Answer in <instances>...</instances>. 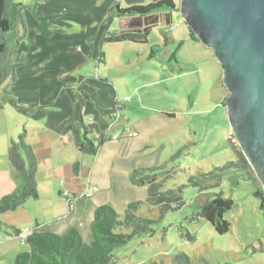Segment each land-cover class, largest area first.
Here are the masks:
<instances>
[{
  "label": "crops",
  "instance_id": "obj_1",
  "mask_svg": "<svg viewBox=\"0 0 264 264\" xmlns=\"http://www.w3.org/2000/svg\"><path fill=\"white\" fill-rule=\"evenodd\" d=\"M115 1H21L31 7L36 5V8L33 12L29 9L24 12L29 32L15 60L17 79L10 88L13 94L7 95L5 101L16 108L21 122L18 131L26 132L27 141L38 158L39 197L1 214L0 220L20 229L22 236L35 228L57 234L76 228L84 241L90 242L95 209L110 204L123 213L130 202L146 199L147 187L131 185L129 172L156 165L168 142L173 145L170 129L177 119V108L155 105L156 101L146 89L154 85V81L133 80L126 72L131 67L138 68L140 58L144 62L158 60L148 58L154 44L148 40L145 43L151 44L148 50L143 49L142 54L125 59L122 54L137 49L124 42L111 43L108 50L104 45V56L99 53V37L105 27L97 32L98 26ZM117 1L121 7H128L159 0ZM174 1L180 5L181 0ZM178 12L174 11L170 20L163 17L161 23L150 28V33L154 28L161 29V33L167 28L168 44L178 43L170 33L173 14ZM116 20L120 26L113 29L111 26ZM124 21L125 18L115 19L110 30H121ZM94 36V51L88 60L90 45L87 40ZM160 68L164 70L166 65L161 64ZM115 70L121 72L115 73ZM169 70L172 71L170 66ZM93 99L97 100L100 111ZM72 116L76 122L80 117L86 122L90 138L108 136L96 155L80 153L70 137L60 133L61 124ZM130 132L135 135L130 136ZM13 134L7 127L0 128V137L8 136L6 140L0 138V199L16 188L12 169L5 161V150ZM116 134L119 137L113 139ZM77 160L82 161L78 174L73 167ZM88 190H92L90 197L86 196ZM65 191L70 193L68 197L64 196ZM12 237L15 236L0 228L2 253L7 249V259L13 262L21 249L14 240L6 245ZM2 262L0 255V264Z\"/></svg>",
  "mask_w": 264,
  "mask_h": 264
},
{
  "label": "rangeland",
  "instance_id": "obj_2",
  "mask_svg": "<svg viewBox=\"0 0 264 264\" xmlns=\"http://www.w3.org/2000/svg\"><path fill=\"white\" fill-rule=\"evenodd\" d=\"M26 1L32 0H24ZM118 26L120 22L116 20L111 28ZM189 31L190 27L182 14L174 13L170 33L179 42L168 44L158 54V60L144 62L140 58L138 68L126 70L128 77L132 75L133 80L154 81V85L146 89L156 101L155 105L177 108V119L170 129L173 145L168 142L167 149L156 165H167L169 168L176 165L181 169L166 182L164 189L184 185L183 197L186 204L154 224L152 235L131 238L127 244L117 248L114 252L117 258L115 264H155L162 260L170 263L173 255L180 252L190 256L193 264H264V213L261 201L255 195L256 187L247 173L231 171L223 177L221 186L216 189L223 196L234 200L233 207L225 214L231 226L224 234L217 233L206 219L198 215V189L187 184L188 175L199 169L209 171L236 160L228 143L231 134L239 145L228 118L226 102L224 103L229 92L225 87L221 64L210 47L201 40L188 36ZM180 40L183 41L182 44ZM149 41L151 44H163L161 29L154 28L149 34ZM151 44L124 42V45H132L137 51L131 49V53L122 54L123 59L142 54L143 49L148 50ZM111 45L105 44V50ZM173 55L175 59L169 60ZM142 61L145 67L142 66ZM161 64L166 65L164 70L160 68ZM169 66L174 70H169ZM119 72L121 71L115 70V73ZM11 86L5 83L0 88V128H9L12 134L14 132L13 139H17L24 130L18 131V125L21 124L18 112L5 101L9 95L6 89ZM0 138L6 140L8 136ZM189 143L190 148L179 158L177 164L169 161L175 152ZM5 161L10 165L8 148L5 150ZM139 215L157 218L158 212L157 209L150 211L144 207ZM13 240L18 242L21 250L27 248L22 245L21 238L16 236L6 245ZM0 252L3 259L1 264H14L16 256L12 262L7 259V249L2 253L3 246H0Z\"/></svg>",
  "mask_w": 264,
  "mask_h": 264
},
{
  "label": "trees",
  "instance_id": "obj_3",
  "mask_svg": "<svg viewBox=\"0 0 264 264\" xmlns=\"http://www.w3.org/2000/svg\"><path fill=\"white\" fill-rule=\"evenodd\" d=\"M35 8L36 5L31 7L18 0H0V88L5 83L7 86H11L17 79L15 60L20 46L29 32L24 12L26 9L34 11ZM165 9L178 10L179 4L174 0H159L148 4L121 7L120 1L116 0L98 26L97 32L101 27H105L99 37L100 55L104 56L102 47L107 43L128 41L145 44L149 40L150 29L144 32L126 29L110 30V25L115 19L148 15ZM162 34L164 43L154 44L151 47L149 59L158 58V54L168 46L170 36L167 28L162 30ZM190 37L199 41L191 29ZM95 40L96 36L87 40L90 45L88 60L92 58ZM6 93L13 94V91L8 88ZM93 103L100 111L101 108L96 99H93ZM60 133L63 136H69L80 153L90 155H96L108 138L105 134L90 138L86 122L81 117L76 122L74 116L61 124ZM234 138V135L231 134L228 143L236 160L209 171L199 169L196 173L188 175L187 184L198 189V215L206 219L219 234L230 230L231 224L225 218V214L233 207L234 200L231 197L223 196L216 189L221 186L223 177L231 171L247 173L256 187L255 195L260 199L261 210L264 213V188ZM189 148L190 143L184 144L169 158V161L177 164L179 158ZM8 158L16 188L0 199V215L17 209L28 199L39 197L37 182L39 162L33 146L27 141L25 131L17 139L11 140ZM73 167L74 172L78 174L82 168V161L77 160ZM180 170L176 165L171 168L167 165L134 168L129 172V182L135 187H147L146 199L130 202L123 213H119L110 204L98 206L91 222L93 238L90 242L84 241L76 228H70L63 234L40 231L35 228L26 236L27 248L16 255L14 264H115L117 258L114 252L117 248L127 244L131 238L152 235L154 224L163 220L168 213L176 211L186 204L183 197L184 185L178 188L164 189L166 182ZM144 207L150 211L157 209V218L139 215V211ZM0 228L10 236L24 237L21 235L20 229L1 220ZM155 264H193V262L185 252H180L173 255L170 263L162 260Z\"/></svg>",
  "mask_w": 264,
  "mask_h": 264
},
{
  "label": "water",
  "instance_id": "obj_4",
  "mask_svg": "<svg viewBox=\"0 0 264 264\" xmlns=\"http://www.w3.org/2000/svg\"><path fill=\"white\" fill-rule=\"evenodd\" d=\"M174 11L125 17L122 29L147 31ZM178 11L221 64L233 133L264 188V0H181Z\"/></svg>",
  "mask_w": 264,
  "mask_h": 264
},
{
  "label": "built area",
  "instance_id": "obj_5",
  "mask_svg": "<svg viewBox=\"0 0 264 264\" xmlns=\"http://www.w3.org/2000/svg\"><path fill=\"white\" fill-rule=\"evenodd\" d=\"M129 135L133 136V135H135V133L134 132H130ZM112 137H113V139H117L119 137V135L116 134V135H113ZM64 195L65 196H69L70 193L68 191H65ZM91 195H92V190H88V192L86 193V196L90 197ZM21 243H22V245H26V236L21 238Z\"/></svg>",
  "mask_w": 264,
  "mask_h": 264
}]
</instances>
